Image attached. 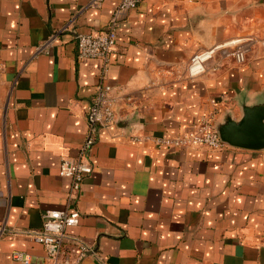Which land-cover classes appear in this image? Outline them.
Wrapping results in <instances>:
<instances>
[{"label": "crops", "instance_id": "0c3cea01", "mask_svg": "<svg viewBox=\"0 0 264 264\" xmlns=\"http://www.w3.org/2000/svg\"><path fill=\"white\" fill-rule=\"evenodd\" d=\"M117 1L0 0V264H52L33 239L47 208L79 211L65 232L89 247L80 264H264V148L153 141L264 101V0H138L107 60L79 58L77 34L104 30ZM230 39L243 63L228 50L188 76L194 52ZM103 83L114 121L83 152ZM80 157L72 190L59 165Z\"/></svg>", "mask_w": 264, "mask_h": 264}, {"label": "built area", "instance_id": "2783aa9c", "mask_svg": "<svg viewBox=\"0 0 264 264\" xmlns=\"http://www.w3.org/2000/svg\"><path fill=\"white\" fill-rule=\"evenodd\" d=\"M103 0H88V5L98 7ZM138 0H118L113 10L108 25L104 30L89 33H79L77 39V56L79 58H101L107 60L117 40L116 28L118 21L127 10L133 9ZM51 39L36 46V51L45 49ZM231 50L236 63H243L247 45L241 39H230L222 43L213 44L194 52L187 63L186 71L189 77L203 72L206 63L216 54H224ZM120 97L111 94V86L98 84L91 98V104L86 114L87 133L81 150L86 152L94 144L101 127L113 123L115 117V105ZM130 99L129 96L126 97ZM154 144L159 147L176 149L181 147H206L220 149L225 146L213 124L211 114L203 115L193 127L186 131L171 136H157L153 138ZM91 170L90 164L84 159L62 160L59 165V175L71 179L72 190L79 189L86 174ZM42 225L40 230L33 234V239L43 245L47 257L52 264H80L82 258L89 251V247L78 237L65 232L67 227L75 226L79 222V211L74 208H47L43 210ZM72 239L73 245L64 247L66 239ZM13 257L22 258L20 252H15ZM24 263L29 261L27 256Z\"/></svg>", "mask_w": 264, "mask_h": 264}, {"label": "water", "instance_id": "95a60500", "mask_svg": "<svg viewBox=\"0 0 264 264\" xmlns=\"http://www.w3.org/2000/svg\"><path fill=\"white\" fill-rule=\"evenodd\" d=\"M214 128L223 143L251 149L264 148V101L244 105L238 120L226 118Z\"/></svg>", "mask_w": 264, "mask_h": 264}]
</instances>
